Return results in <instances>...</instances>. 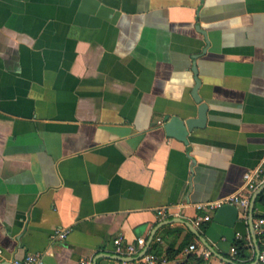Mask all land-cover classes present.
Masks as SVG:
<instances>
[{
    "label": "crops",
    "instance_id": "obj_1",
    "mask_svg": "<svg viewBox=\"0 0 264 264\" xmlns=\"http://www.w3.org/2000/svg\"><path fill=\"white\" fill-rule=\"evenodd\" d=\"M194 65L208 115L185 143L164 126L198 116ZM263 160L264 0H0V264H123L119 236L180 264H252L242 214L200 229L218 257L158 212L192 223Z\"/></svg>",
    "mask_w": 264,
    "mask_h": 264
},
{
    "label": "built area",
    "instance_id": "obj_2",
    "mask_svg": "<svg viewBox=\"0 0 264 264\" xmlns=\"http://www.w3.org/2000/svg\"><path fill=\"white\" fill-rule=\"evenodd\" d=\"M264 184V160L262 162V165L257 170H254L252 172H247L244 176V188H245V194L243 195H233L228 197L226 200L222 202H215L211 203L205 207H200V209H208L210 214L205 215H199L194 220H192L193 225L195 228L200 230L202 226L207 223L211 222L213 219V214L217 211L218 208L229 204L233 205L239 208L241 214L244 216L245 219H248L249 216V208L251 203V198L257 192V190ZM212 212V213H211ZM159 216L164 218H179L180 215L178 213H175L173 208L166 207L162 208L158 212ZM254 230L255 233L260 235L262 238V247H261V255L259 259L258 264H264V217H259L255 219L254 221ZM68 235L67 231H61L58 232L57 237L60 239H66ZM238 238H242L240 234L237 235ZM159 242H161V239H158ZM114 253L118 256L123 257H131L134 255L139 254L145 247H146V240L144 238L138 239L136 244H128L125 245L124 243V237L119 236L114 240ZM198 248L196 245H192L189 247V249L186 252H197ZM232 253L234 255L238 254L237 248H232ZM202 256L205 259H210L212 254L211 252L204 250L202 252ZM142 264H180L178 259H170L165 256H159L157 254L153 253H147L143 256L141 259ZM11 264H44L43 257L40 254H31L26 257L25 260H14ZM81 264H91V262L84 260L81 262ZM123 264H129L126 261ZM222 264V263H220Z\"/></svg>",
    "mask_w": 264,
    "mask_h": 264
},
{
    "label": "water",
    "instance_id": "obj_3",
    "mask_svg": "<svg viewBox=\"0 0 264 264\" xmlns=\"http://www.w3.org/2000/svg\"><path fill=\"white\" fill-rule=\"evenodd\" d=\"M205 52V51H204ZM193 71L196 75V87L193 91V97L194 100L200 105L198 109V116L197 118H189L187 120H183L178 116H175L171 118L166 124H165V130L167 132V135L170 137L177 138L178 140H181L185 143H188V137L191 132H193L196 128H204L207 123V115H208V104L202 102L201 97L198 94V89L201 85V80L198 78V72H197V67L194 65ZM263 191L260 190L254 194L252 197L251 203H250V208H249V226L250 230L252 232V235L255 239L256 242V252H255V259L252 264H258L260 255H261V246L258 243L257 236L254 230V221H255V209H256V200L259 194ZM241 221V212L238 207L226 204L220 208L217 209L214 215V222L228 227V228H235L237 224ZM174 223H183L187 225L192 232L201 240V242L208 247V249L218 257H221L220 254L216 252V250L210 245L208 240L203 236V234L195 228L192 223L188 222L187 220L183 218H176L169 220L166 222V225H171ZM144 250V249H143ZM142 250V251H143ZM148 253L147 250H144L142 254L139 256L138 259L143 258L144 255ZM118 259L122 261H128V258H124L121 256H117ZM133 259V258H132ZM223 260L230 262L231 264H236L232 260H228L226 258H222Z\"/></svg>",
    "mask_w": 264,
    "mask_h": 264
},
{
    "label": "trees",
    "instance_id": "obj_4",
    "mask_svg": "<svg viewBox=\"0 0 264 264\" xmlns=\"http://www.w3.org/2000/svg\"><path fill=\"white\" fill-rule=\"evenodd\" d=\"M259 200H260L261 203L264 204V193H262V194L260 195ZM235 247L237 248L238 254H240V253L242 254L243 249H244V248H243V245L240 243V244H237Z\"/></svg>",
    "mask_w": 264,
    "mask_h": 264
}]
</instances>
